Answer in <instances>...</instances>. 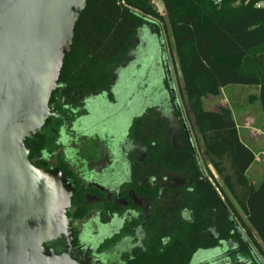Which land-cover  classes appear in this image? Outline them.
Masks as SVG:
<instances>
[{
	"label": "trees",
	"instance_id": "obj_1",
	"mask_svg": "<svg viewBox=\"0 0 264 264\" xmlns=\"http://www.w3.org/2000/svg\"><path fill=\"white\" fill-rule=\"evenodd\" d=\"M160 1L164 16L156 11L153 0H86L74 25L72 44L63 59L49 106L74 93L107 90L111 67L122 61L139 27L152 22L153 33L161 36L159 24L151 19L165 21L185 99L208 163L220 183L210 170H203L179 109L183 141L174 146L162 131L160 122L153 124L149 133L143 131L141 118L149 98L138 110L134 109V117L126 128L122 126L123 116L100 117L98 98L97 108L90 109L89 116L84 117L82 130L87 135L105 132L108 127L110 131L113 122L118 127L113 133L115 141L129 133L146 147L143 160L131 169L129 188L134 195L155 201L158 188L149 178L162 172L181 174L189 181L182 204L172 211L177 213L187 208L191 222L175 225L176 234L160 249L154 242L151 250L135 251L130 264H188L196 251L208 249L211 254H217L219 244L228 241L235 243L231 250L227 249L229 255L238 252L254 257L253 253L256 255L258 251L264 256V178L254 185L246 176V170L254 161V152L240 139L228 109L206 110L201 103L203 96H216L225 86H256L258 93L254 98L264 118V7H256L264 0ZM123 71L117 83L124 79ZM143 74L136 75L133 82L142 81ZM138 96L135 94L132 100ZM116 97L121 99V94ZM58 109L59 113L56 111V115L46 119L34 138L24 140L28 159L35 165L45 167L47 152L58 149L53 144L56 135L50 129L56 126L57 130L61 124L59 115L65 111L60 106ZM60 161L65 170L63 159ZM71 178L77 184L73 174ZM84 190L78 182L67 211L69 219H80L87 213L83 204ZM210 227L214 228L216 237L208 235Z\"/></svg>",
	"mask_w": 264,
	"mask_h": 264
},
{
	"label": "water",
	"instance_id": "obj_2",
	"mask_svg": "<svg viewBox=\"0 0 264 264\" xmlns=\"http://www.w3.org/2000/svg\"><path fill=\"white\" fill-rule=\"evenodd\" d=\"M85 4L0 0V264H90L72 247L74 183L31 163L24 144L56 115L50 96Z\"/></svg>",
	"mask_w": 264,
	"mask_h": 264
},
{
	"label": "rangeland",
	"instance_id": "obj_3",
	"mask_svg": "<svg viewBox=\"0 0 264 264\" xmlns=\"http://www.w3.org/2000/svg\"><path fill=\"white\" fill-rule=\"evenodd\" d=\"M153 5L156 11L164 16V9L161 1L153 0ZM152 18L151 20L153 22L159 24L158 26L161 30L166 57L173 80L175 100L178 104V109L181 111V116L184 118L191 140L197 150L202 168L205 172L210 170L220 183L219 178L208 163L207 155L203 150L196 124L191 116L190 106L184 96L169 28L165 21L163 22L157 18ZM154 31L155 26L152 22H146L139 27L133 36L132 45L122 61L111 67L109 85L103 97H99L101 96L100 93H74L70 97L63 98L62 101L65 100L63 103H67L79 110L82 105L99 97L100 100L96 102V105L100 107L102 112L100 117L105 118L108 116L110 118H117L119 116L120 118V116H123L122 121L124 122L122 126L126 128L134 117L132 113L139 109L141 103H146L142 96H138L132 101H129L125 97L118 100L115 91H112V89L118 80L119 74L126 65L135 58H138L145 32L150 35L153 34ZM129 86L131 88V84ZM132 89L133 87L130 91ZM111 91L112 96L110 95ZM206 97L207 95L201 98L202 107L210 109V106L205 100ZM110 102L116 103L113 105ZM141 121L142 129L145 133L150 132L153 124L160 122L162 131L174 146H179L183 141L180 116L172 100L166 93L159 95V97L147 104ZM110 126L112 129L109 131L110 128L108 127L105 132L112 134L116 133L118 129L117 125H113V122H111ZM50 129L52 130V128ZM126 131L128 132L127 129ZM79 141L80 145L78 146L80 154H82L81 158L87 163L88 170H92L95 179V183L88 186L89 191H84L83 204L86 206L87 212L100 210L101 214L107 217L117 214L120 217L126 218L125 227L129 228V230H122V232L116 235L111 241L103 245L101 248L104 253V260H102L103 264H124L131 249L137 248L140 250V248H148L150 244L153 243V233L160 232V236L164 237V240H166L165 242H168L166 237L176 234L174 231L175 225H186L191 222V213L187 208H182L177 213H173L172 211L176 210L179 204H182L184 192L189 189V181L184 175L162 172L157 177L149 178L158 188V195L155 201H148L145 198L135 200L131 197L132 193L129 189L130 170L134 165L139 164L146 154L145 145L135 140L131 134L125 137L121 142L120 157L114 164L109 160L110 158L107 156L105 149L99 143L83 138ZM262 145H264V137L254 141V149H256L257 153L261 152L260 148H263ZM258 162H260V157H258ZM263 176L264 165L260 163H255L254 168L247 174V177L255 185ZM127 200L132 202V205H127ZM132 209H134V211H132ZM207 233L211 237H216L213 227H210ZM219 246L230 249L235 246V243L233 241H228L220 243ZM255 252L256 255L254 257H249L243 253L237 252L236 255L233 256L234 258L230 259L231 261H235L239 258H246L249 260L247 264H257L256 261H258L259 264H264V256L258 251Z\"/></svg>",
	"mask_w": 264,
	"mask_h": 264
},
{
	"label": "flooded vegetation",
	"instance_id": "obj_4",
	"mask_svg": "<svg viewBox=\"0 0 264 264\" xmlns=\"http://www.w3.org/2000/svg\"><path fill=\"white\" fill-rule=\"evenodd\" d=\"M146 33L147 32H145L142 39V45L138 58H135L132 62L126 65L123 71L124 79L122 82H116L112 91L114 90L117 95L121 94L122 99L125 97L129 101H132V98L135 96V94H137L142 96L144 100L149 98V103L159 97V95L166 93L178 110V104L174 96L173 80L167 61L162 36H158L154 33L146 35ZM143 68H146V70ZM140 74H143V76L140 78L142 81L135 83V80L133 82V79L137 78L136 75ZM130 84L131 88L133 87L131 91L129 86ZM112 91L110 93L111 96ZM99 93L101 94L99 97H103L105 91ZM99 97L82 105V107L79 108L80 111L67 103H63L65 101H62L63 98H61V101L58 104L50 106L55 110V112L57 111L59 113L58 106H60L61 110L65 112L64 114L59 115L61 124L57 130L55 129L56 126H53L51 130V132L56 135L53 140V144L57 146L58 149L54 152H47L46 157L44 158L47 165L43 168H59L69 178V180L74 183L75 191L78 182L79 185L85 189L84 191H89L88 186L92 183H95L94 173L92 170H88L87 163L83 158H81L82 154H80L78 146L80 145L79 140L83 138L85 140H92L99 143L105 149L107 156L110 158L109 160L112 162V164H114L120 157L121 142L129 135V133H127L121 140L115 141V137L112 133L94 132L90 135H87L82 130V121L84 117L89 116L90 109L95 107L97 108V106H95V101ZM68 116H73V119L69 120ZM60 159H63V162L66 165L65 170L61 166ZM68 172L75 176L76 180L78 181L77 184L75 180L71 178V174ZM131 193V197L135 200H138L139 198H145L137 197L132 191ZM130 204L132 205V202L128 201L127 205L130 206ZM132 211H134V209H132ZM70 220L73 224L72 247L77 249V252L80 256L87 255L90 264H95L94 262H96V264H103L102 260H104V253L101 250L103 245L106 242L111 241L116 235L121 233L122 230H129V228L125 227L126 218L120 217L117 214H113L110 217L103 216L100 210H95V212L88 211L82 218H70ZM166 239L168 242H165L166 240H164V237L160 236V232L153 233L152 241L153 243H156V248L158 249L168 244L171 241L172 236H167ZM222 248L223 247L221 246L216 248L217 254H211V250L208 249H200L199 251H196L192 254L188 264H209L218 262H221L222 264H235L234 261H231V259L234 258V255H229L227 252L228 250L226 248ZM232 248L233 247H231L229 250ZM151 249L152 247L150 246L148 248H140V250L137 248L131 249L129 256L125 259L124 264H130L135 251L146 252ZM253 256H255L254 253ZM237 260H240L238 264H247L249 261L248 259L242 260L241 258ZM245 261H247V263ZM256 263L259 264L258 261H256Z\"/></svg>",
	"mask_w": 264,
	"mask_h": 264
},
{
	"label": "crops",
	"instance_id": "obj_5",
	"mask_svg": "<svg viewBox=\"0 0 264 264\" xmlns=\"http://www.w3.org/2000/svg\"><path fill=\"white\" fill-rule=\"evenodd\" d=\"M257 93L256 86L230 85L222 87L218 95L205 98L210 109H204L217 111L219 107H222L230 111L240 139L253 150L255 158L246 170V176L254 168L255 163L264 165V145L260 148L261 152L257 153L254 149V141L264 137V118L258 100L254 98ZM263 178L264 176L261 179Z\"/></svg>",
	"mask_w": 264,
	"mask_h": 264
},
{
	"label": "built area",
	"instance_id": "obj_6",
	"mask_svg": "<svg viewBox=\"0 0 264 264\" xmlns=\"http://www.w3.org/2000/svg\"><path fill=\"white\" fill-rule=\"evenodd\" d=\"M256 7H264V2H259L256 4Z\"/></svg>",
	"mask_w": 264,
	"mask_h": 264
}]
</instances>
